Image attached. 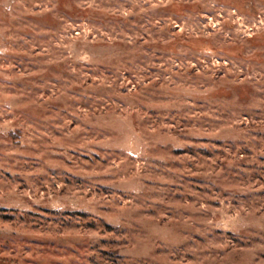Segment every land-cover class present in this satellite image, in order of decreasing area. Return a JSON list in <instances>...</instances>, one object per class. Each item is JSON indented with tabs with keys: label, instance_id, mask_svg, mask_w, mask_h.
I'll return each mask as SVG.
<instances>
[{
	"label": "rangeland",
	"instance_id": "1",
	"mask_svg": "<svg viewBox=\"0 0 264 264\" xmlns=\"http://www.w3.org/2000/svg\"><path fill=\"white\" fill-rule=\"evenodd\" d=\"M0 264H264V0H0Z\"/></svg>",
	"mask_w": 264,
	"mask_h": 264
}]
</instances>
